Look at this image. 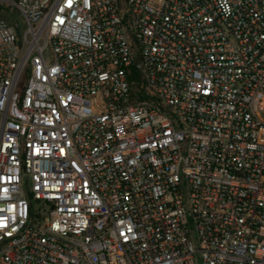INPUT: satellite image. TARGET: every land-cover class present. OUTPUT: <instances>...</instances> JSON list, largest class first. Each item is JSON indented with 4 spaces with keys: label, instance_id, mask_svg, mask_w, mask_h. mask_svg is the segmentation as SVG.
Segmentation results:
<instances>
[{
    "label": "built area",
    "instance_id": "1",
    "mask_svg": "<svg viewBox=\"0 0 264 264\" xmlns=\"http://www.w3.org/2000/svg\"><path fill=\"white\" fill-rule=\"evenodd\" d=\"M0 264H264V0H0Z\"/></svg>",
    "mask_w": 264,
    "mask_h": 264
}]
</instances>
